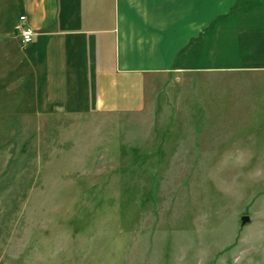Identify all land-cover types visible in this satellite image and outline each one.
I'll return each instance as SVG.
<instances>
[{"label": "rangeland", "instance_id": "obj_1", "mask_svg": "<svg viewBox=\"0 0 264 264\" xmlns=\"http://www.w3.org/2000/svg\"><path fill=\"white\" fill-rule=\"evenodd\" d=\"M13 3L0 0V264H264V71L159 76L142 111L37 114Z\"/></svg>", "mask_w": 264, "mask_h": 264}, {"label": "crops", "instance_id": "obj_2", "mask_svg": "<svg viewBox=\"0 0 264 264\" xmlns=\"http://www.w3.org/2000/svg\"><path fill=\"white\" fill-rule=\"evenodd\" d=\"M13 5L16 49L22 68L28 67L20 84L37 114L142 111L148 87L159 76L198 69L264 71V0H14ZM20 28L32 30L30 43H22Z\"/></svg>", "mask_w": 264, "mask_h": 264}, {"label": "built area", "instance_id": "obj_3", "mask_svg": "<svg viewBox=\"0 0 264 264\" xmlns=\"http://www.w3.org/2000/svg\"><path fill=\"white\" fill-rule=\"evenodd\" d=\"M26 20L25 16L20 17V21L23 22ZM21 38L23 44H28L33 39V32L30 28H20Z\"/></svg>", "mask_w": 264, "mask_h": 264}, {"label": "water", "instance_id": "obj_4", "mask_svg": "<svg viewBox=\"0 0 264 264\" xmlns=\"http://www.w3.org/2000/svg\"><path fill=\"white\" fill-rule=\"evenodd\" d=\"M248 221V217L243 218V223H246Z\"/></svg>", "mask_w": 264, "mask_h": 264}]
</instances>
